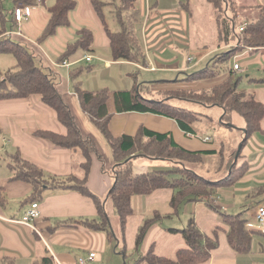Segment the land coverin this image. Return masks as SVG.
<instances>
[{
	"label": "crops",
	"instance_id": "obj_1",
	"mask_svg": "<svg viewBox=\"0 0 264 264\" xmlns=\"http://www.w3.org/2000/svg\"><path fill=\"white\" fill-rule=\"evenodd\" d=\"M76 1L78 6L70 14L71 25L59 28L56 35L47 41L37 42L50 19L48 8L52 6H47V3L43 5L42 2L32 16L22 22L25 33L19 36L18 32H12V36L17 37V42L31 47L40 58V66L56 79L57 87L82 135L93 140L103 156L104 167L93 156L87 183L92 193L100 198L109 194L112 182L107 174L114 169L116 160L133 154L138 141L147 145L150 151L165 148L172 156L190 159L187 168L210 181L229 174L238 161L236 155L245 134L244 122L238 115L233 116L235 128L228 129L221 123L223 111L220 108L172 102L197 114V120L188 123L156 111L146 103L136 102L131 95L132 90L138 87L137 84H147L152 92L148 96L149 101L154 102L162 96L163 91L209 89L229 76L226 74L214 80L190 83L185 80L188 76L199 73L187 75V72L205 62H212L219 54L237 46V42L230 46L220 45L214 6L208 0H138L139 16L133 33L147 59L148 65L144 67L139 63L114 61L110 41L91 0ZM238 3L236 0L237 6ZM25 4L36 5L37 0H20L14 3V8ZM251 4L253 5H242L249 8L262 6L264 0H252ZM75 24L80 27L74 26ZM82 28H88L94 33L93 51L84 53L80 50L65 61L68 63L66 66L59 58L67 46L77 40L78 31ZM87 56L91 57L90 62L87 61ZM185 56L187 64L183 63ZM236 64L240 70L234 73ZM211 65L209 63L205 69ZM80 66L91 69L82 75L81 90L77 92L70 80V72ZM137 70H145L142 80L136 74ZM147 71L162 74L164 79H145V75L149 73ZM231 71L239 77L246 74L247 84L243 85L242 91L254 93L264 103V49L254 51L245 48L239 51L233 59ZM175 73L183 74L185 79L173 81L167 78L168 74ZM106 118H109L110 132L120 140V145L115 150L91 120L104 121ZM0 127V264H36L45 256L40 244L43 232L55 237L60 235V229L85 228L76 226L73 220L97 218V209L91 198L73 191L48 189L41 201L34 202L33 187L27 182L13 179L10 169L11 153L20 151L26 161L58 177L75 175L76 171L82 174L78 177H83L80 166L84 159L79 150L56 147L50 141L36 136L40 130L67 134V128L58 121L56 111L44 104L39 95L0 101ZM206 138L210 140L207 141ZM251 140L257 143L256 148L262 162H255L258 150L255 152V146L249 145ZM251 140L242 148V158L239 161L240 165L244 162L249 165L247 175L235 186L215 191L213 196L218 199L216 207L224 205L242 212L244 204L238 205L237 199L250 195L264 197V135L257 134ZM246 146L248 148L245 150ZM147 160L162 163L161 165L169 164L168 168L172 166L171 162L163 159ZM252 161L255 164H251ZM140 197L144 206L145 197ZM34 203L39 204L40 211V217L33 222L35 230L9 221L21 220ZM260 206H264V200L252 207V220L245 219L248 223H257L255 216ZM239 214L242 216V213ZM91 253L95 252L90 251L89 254ZM50 255L54 257L56 264H60L56 255ZM68 258L70 257L66 256L63 259ZM210 264H264V235H254L249 254H238L234 259L218 262L213 257Z\"/></svg>",
	"mask_w": 264,
	"mask_h": 264
},
{
	"label": "trees",
	"instance_id": "obj_2",
	"mask_svg": "<svg viewBox=\"0 0 264 264\" xmlns=\"http://www.w3.org/2000/svg\"><path fill=\"white\" fill-rule=\"evenodd\" d=\"M20 0H15L17 3ZM28 1V0H22ZM138 0H91L92 7L102 23L104 31L110 41V49L114 61L139 63L146 67L147 59L138 45V40L133 33L134 24L139 16L137 8ZM215 8L218 41L221 46H230L237 42V47L228 52L219 54L212 65L202 72L195 73L186 78V82L209 81L223 75L229 76L221 83L209 89L203 90H177L166 91L161 97L150 102L151 94L149 85L137 84L132 90V99L148 104L152 109L166 114L178 120L188 123L197 120V114L180 107L174 103L185 102L200 105L204 108H220L223 111L221 123L228 129H234L233 116L238 115L244 122L243 148L251 138L257 134L264 135V103L259 101L255 94L241 91L242 77L233 75L231 67H227L232 58L241 49L250 48L254 51L264 49V5L258 6L259 18L255 22L243 23L245 28L242 32L237 30L238 8L236 0H208ZM45 5L46 0H41ZM76 0H56L54 5L48 8L50 19L37 42L43 43L55 36L59 28L71 25L70 14L77 8ZM13 9V22H15ZM231 12V14H230ZM115 17L120 30L114 32L110 29L107 16ZM126 16L130 23H126ZM131 18V19H130ZM2 27L0 28V54H11L17 64L0 79V101L26 99L33 95H39L44 104L56 111L58 121L67 128L66 135H60L49 131H38L36 136L50 141L54 146L79 150L83 156L80 168L83 177L71 175L58 177L46 173L38 166L26 161L20 151L11 153V172L14 180L24 181L33 187V201L39 202L46 190H63L77 192L91 198L97 209V219L76 221L73 224L81 225L93 231H106L109 226V218L105 209L104 201L92 193L88 187V178L93 164V156H96L104 167V159L100 154L95 142L82 135L76 120L59 91L56 79L40 66L34 52L27 46L13 41L6 29L3 14L0 12ZM131 20V21H130ZM16 23V22H15ZM95 36L92 30L82 28L78 31V38L69 44L59 61L64 63L75 56L80 50L91 53ZM90 67L80 66L70 72V80L74 90H81L82 75L89 71ZM99 129L111 148L115 150L120 145V140L115 138L109 129V118L104 121L91 119ZM0 127V139H1ZM240 152L238 161L234 163L231 171L225 177L210 181L207 178L193 172L187 165L190 159L180 156H172L165 148L150 151L148 146L138 141L132 155L122 160H116L114 169V184L111 187L108 199L115 208L123 231L128 221L134 216L132 199L135 196L146 197L158 190L172 189L175 193L170 206L174 212H178L186 201H204L219 189H228L242 180L249 171V165L244 162ZM163 159L172 163L168 170H154L145 174H135L132 168L134 159ZM105 171V168H103ZM2 200V196L0 197ZM224 220L229 226L227 231L230 246L239 255L249 254L252 250L253 237L262 234L258 230L249 229L248 221L242 219L240 214H224ZM187 247L177 251L173 259L155 254L152 249L144 260L149 264H201L211 258L212 252L219 247L217 230L214 236L203 234L197 223L192 219L188 226L181 231ZM7 264V262H6ZM11 264V263H9ZM36 264H56L54 257L45 255Z\"/></svg>",
	"mask_w": 264,
	"mask_h": 264
},
{
	"label": "rangeland",
	"instance_id": "obj_3",
	"mask_svg": "<svg viewBox=\"0 0 264 264\" xmlns=\"http://www.w3.org/2000/svg\"><path fill=\"white\" fill-rule=\"evenodd\" d=\"M55 1L56 0H47L46 5H53ZM237 1L239 2L237 6L239 14L237 19L238 30L243 23L246 24L248 22L257 21L259 18V9L258 6H253L251 8L244 6L247 4L253 5L251 4L252 0ZM14 3L15 0H0V12L3 14L6 29L8 32L16 33L20 31L21 33H25L21 24L18 26L12 20ZM107 20L112 31L117 32L120 30L113 15L108 14ZM126 23H130L127 16ZM74 26L80 27L77 24ZM1 27L2 23L0 20V28ZM73 31L76 33V30L73 29ZM10 38L17 42V37L11 35ZM29 50L33 52L31 47H29ZM228 51L229 50L226 52ZM35 56L40 63V58L37 54H35ZM234 57L227 67L233 66ZM184 62L187 64L186 56L183 58V63ZM209 63L212 64V62L209 61L205 62L200 67L187 72V75L202 71ZM16 64L17 61L13 55L0 54V79L6 72L15 67ZM240 64L242 65L241 61ZM137 71L136 74L139 79L142 80L145 70ZM147 72L149 73L147 74ZM147 72L145 79H164L162 74H155L152 71ZM240 77L243 79L239 88L242 91V88L244 87L243 85L247 84L246 74H241ZM167 78L172 79L173 81L177 79H185L184 75H179V73L168 74ZM175 91L177 90H172L171 92ZM181 91H184V89ZM163 93H166V91H163ZM150 94H152V92ZM252 140L249 145L255 146L254 149L256 152V150H258L256 148L257 143L255 144ZM247 148L248 147L246 146L245 150ZM258 160L262 162L259 157V150L255 156V162ZM253 163L254 162L252 161L251 164ZM161 164L162 163L149 161L147 159H134L132 162V168L135 174H145L154 171L155 169L168 170L171 168V166L168 168L169 164ZM75 175L82 176L79 171H76ZM107 176L110 178L113 186L114 176L112 173L107 174ZM250 192L252 194V190ZM174 193L175 192L172 189L155 191L145 197L144 200L146 201L144 206H142V198L140 196L133 197L132 208L134 216L129 219L125 231H123L119 216L106 194L101 198L104 201L105 209L109 218V226L106 231H93L86 228H79L78 230L70 228H66L65 230L60 229L59 236H63V238L59 236L51 237L48 233L43 232V234H41V249L43 250L44 255H56L60 264H78L77 259L87 258L90 251H94L97 255L95 262L90 264H149L144 260V257L151 249L157 255L174 258L175 253L178 250L186 248L187 245L181 231L188 226L192 219H194L198 224L200 231L205 235L214 236V233L216 232L215 230H217L219 247L212 252L214 260L218 262L226 259H234L238 254L228 242L227 231L229 230V226L224 220L223 213L227 212L231 215L242 213V218H244V220H250L252 207L258 202L264 200V197L259 195H250L243 199H237L238 205L241 204L242 206V204H244V209L240 212V210L238 211L236 208L229 209L224 207V205L223 207H216L218 205V199L212 195L200 202L186 201L182 204L178 212H173L170 202ZM94 219L90 220L92 221ZM59 255L63 256L61 257ZM66 256H69L70 258L66 260L63 259ZM212 258L201 264H210Z\"/></svg>",
	"mask_w": 264,
	"mask_h": 264
},
{
	"label": "built area",
	"instance_id": "obj_4",
	"mask_svg": "<svg viewBox=\"0 0 264 264\" xmlns=\"http://www.w3.org/2000/svg\"><path fill=\"white\" fill-rule=\"evenodd\" d=\"M40 3H41V0H37L36 5L25 4V5L17 6L14 11V17H15L16 24L19 26L20 24H22L23 21L29 19L32 16L33 11L38 8ZM244 28H245V24H242L238 28V30L242 32ZM13 34L14 33L12 32L9 33L10 36ZM17 34L21 36L20 31ZM86 59L88 62L91 61L90 56H87ZM64 65L68 66V63L64 62ZM239 70H240L239 65L236 64L233 69L234 73ZM206 140L209 141L210 138H206ZM39 217H40L39 204L34 203L31 205L30 209L27 210V212L25 213L24 217L21 220H9V221L11 223H15L18 225H24V226L30 227L35 230V226L33 222ZM255 217H256L257 223H254V224L248 223V228L258 230L264 235V206L258 207ZM95 258H96V254L91 253L89 254L87 258H80L79 264H90L95 261Z\"/></svg>",
	"mask_w": 264,
	"mask_h": 264
},
{
	"label": "water",
	"instance_id": "obj_5",
	"mask_svg": "<svg viewBox=\"0 0 264 264\" xmlns=\"http://www.w3.org/2000/svg\"><path fill=\"white\" fill-rule=\"evenodd\" d=\"M244 132H245V130H244ZM242 148H243V142L239 145L238 152H237V155H236V160L238 159Z\"/></svg>",
	"mask_w": 264,
	"mask_h": 264
}]
</instances>
